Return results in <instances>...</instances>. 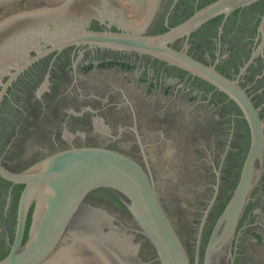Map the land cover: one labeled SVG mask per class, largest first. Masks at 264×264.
<instances>
[{
  "label": "water",
  "instance_id": "95a60500",
  "mask_svg": "<svg viewBox=\"0 0 264 264\" xmlns=\"http://www.w3.org/2000/svg\"><path fill=\"white\" fill-rule=\"evenodd\" d=\"M52 1L0 19V264H264V0Z\"/></svg>",
  "mask_w": 264,
  "mask_h": 264
},
{
  "label": "flooded vegetation",
  "instance_id": "af4514ba",
  "mask_svg": "<svg viewBox=\"0 0 264 264\" xmlns=\"http://www.w3.org/2000/svg\"><path fill=\"white\" fill-rule=\"evenodd\" d=\"M22 1H23V3H22ZM22 1H21L22 5L19 6V9H15V11L13 10L11 13L21 11V10L32 9V8H36V7H40V6H44V5L58 4L57 2H54L52 0H46L45 3H39L38 2L36 4L29 3L31 0H22ZM117 1L120 5L122 11L124 12L125 16L131 20L132 25L136 26L137 28H142L138 22L139 18H136L134 15H132V14H140L141 15V13L137 10V8L134 6V4L131 2V0H117Z\"/></svg>",
  "mask_w": 264,
  "mask_h": 264
},
{
  "label": "rangeland",
  "instance_id": "374dc122",
  "mask_svg": "<svg viewBox=\"0 0 264 264\" xmlns=\"http://www.w3.org/2000/svg\"><path fill=\"white\" fill-rule=\"evenodd\" d=\"M21 1L22 0H18L16 2H13V3H10V4H7V5H4L2 7H0V19L4 16H6L7 14L11 13L13 10L15 11V9H19V6L22 5L21 4ZM45 3L46 0H31L29 3H32V4H36V3ZM23 3V1H22ZM134 15L136 18H140V14H132Z\"/></svg>",
  "mask_w": 264,
  "mask_h": 264
}]
</instances>
